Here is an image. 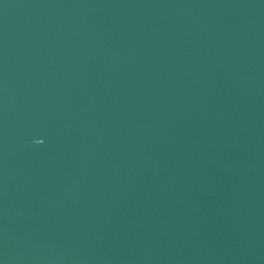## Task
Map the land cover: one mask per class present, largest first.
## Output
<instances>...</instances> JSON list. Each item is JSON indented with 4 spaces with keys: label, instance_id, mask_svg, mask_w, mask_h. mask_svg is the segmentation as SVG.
<instances>
[{
    "label": "water",
    "instance_id": "95a60500",
    "mask_svg": "<svg viewBox=\"0 0 264 264\" xmlns=\"http://www.w3.org/2000/svg\"><path fill=\"white\" fill-rule=\"evenodd\" d=\"M0 264H264V0H0Z\"/></svg>",
    "mask_w": 264,
    "mask_h": 264
}]
</instances>
